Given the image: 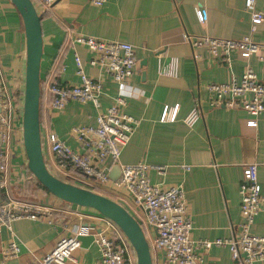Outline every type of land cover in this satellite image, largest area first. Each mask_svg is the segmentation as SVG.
Masks as SVG:
<instances>
[{
  "label": "crops",
  "instance_id": "obj_1",
  "mask_svg": "<svg viewBox=\"0 0 264 264\" xmlns=\"http://www.w3.org/2000/svg\"><path fill=\"white\" fill-rule=\"evenodd\" d=\"M245 0H106L102 6L90 0H57L42 16L43 51L40 64V135L42 151L49 171H54L47 136L55 133L73 149L78 143L70 135L74 125L95 124L100 110L113 103L117 86L99 68L88 65L91 53L72 42L77 35L130 43L136 67L128 85L142 91L130 97L122 108L139 120L130 141L123 148L119 163L144 162L149 165L151 183L163 188L180 187L185 193L194 240H229L239 232L242 167L257 164V178L263 202L255 216L251 232L264 236V114L256 116V126H249L250 116L241 109L210 106L206 86L239 79L248 63L264 79V62L257 56L246 59L232 53L230 67L210 56L204 47H192L183 35L204 34L238 39L249 35L264 43V18L254 31L245 10ZM80 5L77 12L72 7ZM264 14V0H255ZM196 8H202L203 23L198 22ZM74 53L84 62L87 76L103 82L100 108L90 102L69 101L61 110H52L45 87L53 80L62 85H78ZM26 46L23 23L10 0H0V94L12 98L13 129L9 142L11 157L6 187L0 198L29 203L46 210L35 218L22 217L11 223V230L0 225V251L11 240L20 246L16 258L0 264H30L48 253L56 242L71 233L78 223L100 227L97 212L64 204L62 200L38 188L27 168L22 140V106L25 82ZM177 60V75L157 73V61ZM177 106L176 118L160 120L165 108ZM108 174L117 166L106 161ZM155 166H163L160 174ZM187 166L188 168H184ZM63 179V178H61ZM65 180V179H64ZM111 180L103 190L92 189L123 205L134 217L143 210ZM92 183V182H91ZM94 185V183H92ZM136 206V207H135ZM135 207V208H133ZM73 261L65 264H96L100 253L92 235L80 238ZM204 264H234L228 246L212 245L204 253ZM53 264V263H52ZM255 264H264V261Z\"/></svg>",
  "mask_w": 264,
  "mask_h": 264
},
{
  "label": "built area",
  "instance_id": "obj_2",
  "mask_svg": "<svg viewBox=\"0 0 264 264\" xmlns=\"http://www.w3.org/2000/svg\"><path fill=\"white\" fill-rule=\"evenodd\" d=\"M37 11L44 13L57 0H32ZM106 0H90L91 4L102 6ZM245 10L250 15V30L254 31L261 23L264 14L255 7V0H245ZM77 12L80 5L72 7ZM198 22L205 21L202 8H196ZM192 47H204L210 56L222 60L230 67V56L234 52L246 59L257 56L264 62V43L257 42L246 35L238 39L213 37L204 34L183 35ZM72 42L84 46L91 56L88 65L99 68L111 78L117 86V95L113 103L105 110H100L95 124L74 125L70 135L78 143L79 149H73L55 133H49L47 142L52 154V165L55 173L75 181L87 189L103 190L111 182L108 168L102 166L107 160L118 163L120 175L114 186L123 189L139 205L144 215L135 217L139 222L148 242L153 264H161V250L165 251V264H204V253L212 245L228 246L234 264H255L264 261V236L251 232L255 216L260 212L263 202L261 186L257 178V164L248 163L242 167V180L239 185L240 214L239 232L229 240H194L190 232L193 222L188 213L185 193L180 187L163 188L150 182L149 165L144 162L134 164L119 163L123 148L130 141L139 120L122 110L127 98L138 97L142 91L128 85V79L136 67V56L133 46L119 40H103L92 36L77 35ZM75 73L80 79L78 85H62L51 82L45 87L52 110H61L71 101L90 102L100 108V97L103 94V82L87 76L84 62L74 53ZM177 60L171 58L167 63L157 61V73L176 76ZM3 87L0 79V90ZM209 104L212 107L224 106L244 110L250 118L249 126H256V116L264 114V79L254 72L246 63L239 79L232 78L226 83H210L206 86ZM0 94V194L6 187L8 167L11 157L9 142L13 129L11 113L15 108L12 98ZM177 106L165 108L160 120L171 122L176 118ZM184 168H188L184 166ZM163 174V166H155ZM69 182V181H68ZM94 185H92V183ZM46 210L8 197L0 198V225L11 230V223L22 217L35 218L45 215ZM100 227L88 223H78L71 233L61 237L55 246L42 257L30 264H65L73 261V252L80 247V238L92 235L98 246L100 256L96 264H135L133 250L123 232L109 219L101 216ZM20 246L11 240L0 251L2 260L16 258Z\"/></svg>",
  "mask_w": 264,
  "mask_h": 264
},
{
  "label": "water",
  "instance_id": "obj_3",
  "mask_svg": "<svg viewBox=\"0 0 264 264\" xmlns=\"http://www.w3.org/2000/svg\"><path fill=\"white\" fill-rule=\"evenodd\" d=\"M19 13L25 34L26 60L22 106V140L27 168L51 195L69 204L87 208L111 220L125 235L135 252V264H153L148 242L136 218L112 198L62 180L46 166L40 135V64L43 51L41 14L32 0H10ZM109 177L116 181L119 164ZM161 264H165V251L161 250Z\"/></svg>",
  "mask_w": 264,
  "mask_h": 264
},
{
  "label": "trees",
  "instance_id": "obj_4",
  "mask_svg": "<svg viewBox=\"0 0 264 264\" xmlns=\"http://www.w3.org/2000/svg\"><path fill=\"white\" fill-rule=\"evenodd\" d=\"M52 82H55V83H59L58 81H55V80H53ZM41 89H43V88H41ZM61 179V178H60ZM36 180V179H35ZM62 180H64V179H62ZM65 181H69V182H71V183H73V184H75V185H79V184H77V183H75V182H73V181H70V180H65ZM36 182H37V185H38V188H40V189H42L45 193H48V194H50L41 184H39L38 183V181L36 180ZM79 186H81V185H79ZM97 192V191H96ZM100 193V192H99ZM51 195V194H50ZM64 204H67V205H69V203H67V202H64V201H62ZM127 239V238H126ZM128 241V240H127ZM129 242V241H128ZM130 244V243H129ZM131 246V245H130ZM131 249H132V247H131ZM133 250V249H132ZM133 252H134V250H133ZM134 254H135V252H134Z\"/></svg>",
  "mask_w": 264,
  "mask_h": 264
},
{
  "label": "rangeland",
  "instance_id": "obj_5",
  "mask_svg": "<svg viewBox=\"0 0 264 264\" xmlns=\"http://www.w3.org/2000/svg\"><path fill=\"white\" fill-rule=\"evenodd\" d=\"M60 177L61 178H63V179H65V180H70V179H68L67 177H65V176H61L60 175ZM70 181H72V180H70ZM73 182H75V181H73ZM76 183V182H75ZM104 187H106V186H104ZM136 207V206H135ZM135 207H133V208H135ZM133 255H134V258H135V254H134V252H133ZM136 260V259H135Z\"/></svg>",
  "mask_w": 264,
  "mask_h": 264
}]
</instances>
